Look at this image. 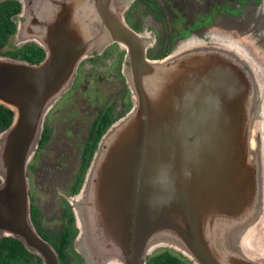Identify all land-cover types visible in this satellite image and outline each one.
<instances>
[{"label":"water","instance_id":"water-1","mask_svg":"<svg viewBox=\"0 0 264 264\" xmlns=\"http://www.w3.org/2000/svg\"><path fill=\"white\" fill-rule=\"evenodd\" d=\"M18 2L13 43L43 57L0 56V105L11 112L0 131V237L59 264L30 221L26 166L79 61L115 43L131 106L98 139L70 201L83 264H145L157 246L193 264H264L254 245L264 235V70L250 50L192 37L148 59L123 17L130 0Z\"/></svg>","mask_w":264,"mask_h":264},{"label":"flooded vegetation","instance_id":"flooded-vegetation-1","mask_svg":"<svg viewBox=\"0 0 264 264\" xmlns=\"http://www.w3.org/2000/svg\"><path fill=\"white\" fill-rule=\"evenodd\" d=\"M18 6V11L13 16L15 28L21 20L18 15L19 3ZM123 17L133 31L146 38L145 55L148 59L162 58L180 41L192 37L230 39L234 30L240 27L246 31L245 34L250 40L256 42V46L251 50L254 52L263 50L255 54L253 59L260 64L255 66L264 70V0H130ZM235 24L237 26L232 27ZM14 33L15 30L8 37V42L4 44L2 50L14 52V49L32 43L14 44ZM123 55L124 51L115 43H111L100 52H93L81 59L69 90L54 105L56 107L66 99L79 98L76 100L75 110L76 116L80 118L75 121L70 118L66 122L58 121L52 127L45 122L42 124L41 133L45 131L44 140L41 143L37 142V148L27 163L30 192L32 189L38 190L44 200L37 204L38 202H32L31 197L30 203L39 210L37 220L42 230L46 229L40 226L41 217H48L52 213L58 215L61 220L60 226L62 225L65 206L59 214L56 197H60L64 204L68 203L72 186L80 173L83 153L87 151L85 147L88 142L91 143L102 129L99 139L107 127L123 116L131 106L124 75L126 69ZM90 86H94L101 94L107 96L106 102L90 104L83 95ZM63 115L62 113L61 116ZM49 168L61 169V172L59 175L51 174ZM70 182V188L65 192L64 185L67 186L66 184ZM59 189L62 191H58ZM53 230L56 228L51 229V232Z\"/></svg>","mask_w":264,"mask_h":264},{"label":"trees","instance_id":"trees-1","mask_svg":"<svg viewBox=\"0 0 264 264\" xmlns=\"http://www.w3.org/2000/svg\"><path fill=\"white\" fill-rule=\"evenodd\" d=\"M18 3V0H0V56L19 59L28 63H36L42 59L43 50L34 43H28L23 45L20 49H14V52L2 50L4 44L8 42V37L15 30L13 16L18 11ZM250 43L252 47L256 46V42L254 40H250ZM247 49H249L254 56L261 51L252 52L250 48L247 47ZM10 120L11 112L0 105V131L7 127ZM102 131L103 130L100 129L98 135L94 137L91 143L88 142L87 146L85 147L87 148V151L83 153L80 173L76 176L77 179L74 181L72 186L71 193L73 195L74 192L80 187L79 185L81 184L84 172L95 149V142L98 140V136ZM44 132L45 131L40 134L38 143L39 141L41 143L44 140ZM72 194L71 196H73ZM38 213L39 210L29 203L30 221L39 236H41L55 250L58 263L68 264V261L71 258L69 250H72V252L78 258V263L82 264L81 257L71 245L72 237L76 234H74V219L68 203L65 204L63 209V223L58 229L53 230V233L40 229L37 220ZM157 256L158 257H156V261H154L155 257L153 258V261L156 264H182L177 262L169 252H162ZM0 264H41V260L35 254L27 251L17 239L3 236L0 237Z\"/></svg>","mask_w":264,"mask_h":264},{"label":"rangeland","instance_id":"rangeland-1","mask_svg":"<svg viewBox=\"0 0 264 264\" xmlns=\"http://www.w3.org/2000/svg\"><path fill=\"white\" fill-rule=\"evenodd\" d=\"M19 1V0H18ZM30 0H22V5H23V9H25V5L29 2ZM22 8V7H21ZM21 11V10H20ZM237 25H232V27H236ZM16 30V29H15ZM246 32V31H245ZM244 30L240 29V27H237L234 32H233V36L230 39L227 40H223L226 42H235L238 43L237 46L239 48H247V44H250V40L247 36V34H245ZM14 36V34H13ZM190 38H188L189 40ZM187 40V41H188ZM178 44H176L174 46L177 47ZM173 48V49H174ZM263 51V50H262ZM260 51V53L262 52ZM259 79L262 83V89H263V97H264V72L259 74ZM84 97L86 98V100L90 103H96L98 102V104H102L104 102H106L107 100V96L101 94V91L98 89H95L94 86H90L89 88H87L84 92H83ZM76 100H79V98H70V99H66L63 100L61 103H59V105H57L56 107L54 105L49 109V111L47 112V114L45 115L44 121L46 124L49 125V127H52L55 122L57 123L59 122H66L67 119H73L74 121L78 118H80V116H76ZM54 110V111H53ZM64 114L63 116H61V114ZM54 114V115H53ZM68 133V132H67ZM32 157V156H31ZM31 159V158H30ZM49 172L51 174H60L61 169H48ZM27 166H26V176H27V180H28V196H29V203H31V197H32V202H38L37 204H39L40 202H44L43 197H41V193L38 190H33L30 192V188H29V175L27 173ZM84 178V175H83ZM82 178V179H83ZM67 186L64 185L65 187V192H67L68 188H70L71 182L66 184ZM79 190V189H78ZM58 191H62V189L58 190ZM77 192L74 193V195ZM31 195V196H30ZM65 196V194H63ZM73 195V196H74ZM73 196H66L68 197V205L69 208L72 212L73 215V211H72V206L70 201H72V197ZM57 198V208L59 211V214H61L62 212V208L65 206L64 202L62 200H60V197H56ZM61 220L58 217L57 214L52 213L51 215H49L48 217L46 216H42L41 220H40V226L43 229L49 230L51 232V229H54L60 226ZM262 230L264 229V225L262 227ZM259 228V229H260ZM74 231H77V227L74 223ZM77 233V232H76ZM261 233V231H260ZM261 239H258V243L254 242V245L256 246L257 251L256 254L259 256H264V235L262 237H260ZM72 247L74 248V236L72 237V242H71ZM162 252H169L177 262H180L182 264H193L191 261L188 260V258H186L183 254H181L180 252L172 249V248H168L165 246H157L155 248H153L150 253L146 256L145 259V264H156L154 263V261L157 260L156 257H158L157 255L161 254ZM69 254L71 256L70 260L68 261V264H77V260L78 258L75 256V254L72 252V250H69ZM155 257L154 261L153 258ZM82 260V259H81ZM83 264V262H82Z\"/></svg>","mask_w":264,"mask_h":264}]
</instances>
